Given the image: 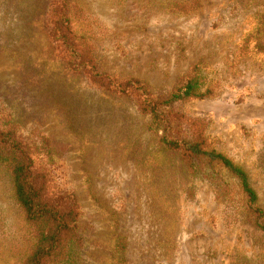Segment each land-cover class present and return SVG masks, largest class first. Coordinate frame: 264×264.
<instances>
[{"label":"rangeland","instance_id":"rangeland-1","mask_svg":"<svg viewBox=\"0 0 264 264\" xmlns=\"http://www.w3.org/2000/svg\"><path fill=\"white\" fill-rule=\"evenodd\" d=\"M73 31L104 79H137L165 99L202 64L213 94L162 107L175 139H202L249 175L264 209V53L251 32L264 0H72ZM52 0H0V109L39 147L51 193L76 197L81 264H251L264 260V232L241 213L235 180L191 177L138 100L72 71L49 34ZM245 39L251 43L242 48ZM243 54V56H241ZM49 148V157L47 150ZM221 188H219V186ZM0 164V264H22L35 233Z\"/></svg>","mask_w":264,"mask_h":264},{"label":"trees","instance_id":"trees-1","mask_svg":"<svg viewBox=\"0 0 264 264\" xmlns=\"http://www.w3.org/2000/svg\"><path fill=\"white\" fill-rule=\"evenodd\" d=\"M78 8L72 0H52L47 15L50 37L64 55L69 69L83 72L106 90L135 96L140 111L151 117L150 129L155 133L163 131L159 139L161 150L164 153H178L191 177L196 176L200 166L205 164L211 171L208 177L212 178L214 184L221 182L222 188H227L211 168L225 171L237 184L241 213L264 232V209L258 204L259 196L248 173L224 154L210 149L202 139L171 137L170 122L161 112L162 107L172 103L190 98L203 99L213 94L211 84L208 85L203 76L204 66L200 64L195 67L186 83L165 99H153L146 91L145 84L137 79L108 83V79L101 77L104 75L98 72L99 66L92 49L73 31ZM255 16L257 24L254 33H250L255 43L252 50L264 53V13L257 12ZM250 44L245 39L242 53L247 51ZM39 144L24 135L21 125L9 112L0 109V164L11 174L15 199L27 223L33 227L37 240L32 253L22 264H81L85 245L79 231L80 215L76 197L66 193H51L48 172L39 160V153L45 147H39ZM49 152L48 148V157ZM125 251L126 242L124 238L118 237L112 249V264H125ZM241 264L251 263L246 259ZM261 264H264V260Z\"/></svg>","mask_w":264,"mask_h":264}]
</instances>
